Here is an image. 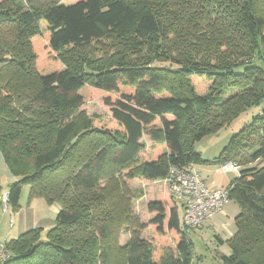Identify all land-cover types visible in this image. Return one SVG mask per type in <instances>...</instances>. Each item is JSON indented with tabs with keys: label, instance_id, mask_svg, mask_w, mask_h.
Returning <instances> with one entry per match:
<instances>
[{
	"label": "trees",
	"instance_id": "obj_1",
	"mask_svg": "<svg viewBox=\"0 0 264 264\" xmlns=\"http://www.w3.org/2000/svg\"><path fill=\"white\" fill-rule=\"evenodd\" d=\"M43 43L50 56L39 65ZM88 90L117 95L105 102L112 126L75 115ZM262 104L264 0H0L7 206L20 210L24 186L28 205L59 206L47 231L0 242L5 264H194L180 204L162 192L143 223L129 184L207 162L194 144ZM262 160L264 106L212 162L239 167L227 187L239 212L222 264H252L263 251L264 166H249Z\"/></svg>",
	"mask_w": 264,
	"mask_h": 264
},
{
	"label": "rangeland",
	"instance_id": "obj_2",
	"mask_svg": "<svg viewBox=\"0 0 264 264\" xmlns=\"http://www.w3.org/2000/svg\"><path fill=\"white\" fill-rule=\"evenodd\" d=\"M62 2L69 5L76 2V0H62ZM44 27L42 25V28ZM35 50L39 65L49 59L50 52L44 43L35 48ZM117 98L116 94L109 95L88 90L85 103L75 111V115H80L88 119L93 126L105 124V122L112 126L113 122L111 121L110 108L105 102L107 99L114 102ZM263 106L264 104L257 110L253 109L255 110L254 112L239 117L228 128L222 129L219 133L208 136L194 144L196 152L201 155L203 160L207 161L197 163L195 168L200 172L205 180V184L210 189L227 190L231 181L237 177L238 173L235 172H229L227 174L220 173L218 165L212 163L213 159L218 157L220 152L228 146L230 137L238 133L245 124H248L252 115L258 112ZM143 141L146 142L147 146H150V142L147 141L146 137L143 138ZM249 166L263 167L264 160L251 163ZM13 179L14 177L10 175L0 154V196L5 194L7 186ZM129 188L133 193V198L131 199L132 213L143 223H149L155 215L150 214L147 206L149 203L156 201L159 198V194L164 191L168 192L165 180H134L129 184ZM28 193L29 186H24L19 201L21 208L18 212H12L8 206L7 209L3 210L1 206L0 241L4 240L7 236L9 238H16L21 233L36 228L37 226H40L44 232L53 227L57 213L55 210L59 209V206L55 204L53 207L55 208L54 210L52 206L47 205L42 199H34L32 205L31 203L28 205ZM178 212L179 216H181V207ZM238 212V206L228 197V203L223 206L218 214L205 221L201 227L191 231L188 230L187 237L192 243L194 264H222L221 256L230 253L226 240L233 236V230L235 228L233 219ZM152 234L153 227L147 226L142 232V237L149 239ZM128 239V233L124 231L118 237V244L120 246L124 245ZM263 258L264 248L263 251H255L252 253L250 262L252 264H259Z\"/></svg>",
	"mask_w": 264,
	"mask_h": 264
},
{
	"label": "built area",
	"instance_id": "obj_3",
	"mask_svg": "<svg viewBox=\"0 0 264 264\" xmlns=\"http://www.w3.org/2000/svg\"><path fill=\"white\" fill-rule=\"evenodd\" d=\"M219 172L227 174L238 172L239 167L233 162L218 166ZM167 190L182 208V222L185 228L195 230L218 214L228 203L227 190L210 189L204 182L200 172L194 165L188 167L170 166L165 179ZM1 206L7 209V196L2 195ZM10 251L4 243H0V264H5L10 258Z\"/></svg>",
	"mask_w": 264,
	"mask_h": 264
},
{
	"label": "crops",
	"instance_id": "obj_4",
	"mask_svg": "<svg viewBox=\"0 0 264 264\" xmlns=\"http://www.w3.org/2000/svg\"><path fill=\"white\" fill-rule=\"evenodd\" d=\"M194 168H195V165H194ZM195 170H197L196 168H195ZM198 171V170H197ZM199 172V171H198ZM204 182H205V180H204ZM34 201V200H33ZM33 203V202H32ZM32 203H31V205H32ZM54 207V205L52 206V208ZM54 210H55V208H53ZM56 212H58V209H56L55 210ZM57 214V213H56ZM56 216V215H55ZM42 222V221H41ZM37 227H40V226H37ZM6 239H10L8 236L4 239V240H6ZM4 240H2V241H4ZM2 241H0V242H2Z\"/></svg>",
	"mask_w": 264,
	"mask_h": 264
}]
</instances>
